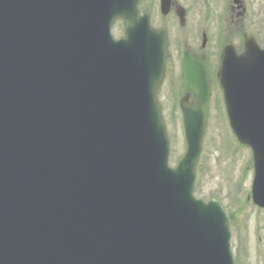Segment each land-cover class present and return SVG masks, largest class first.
<instances>
[{"label":"water","instance_id":"1","mask_svg":"<svg viewBox=\"0 0 264 264\" xmlns=\"http://www.w3.org/2000/svg\"><path fill=\"white\" fill-rule=\"evenodd\" d=\"M170 0H161L168 12ZM138 0H0V264H235L220 205L193 195L208 116L185 53L175 168L156 91L167 37ZM125 22V38L111 28ZM229 126L264 209V49L221 50Z\"/></svg>","mask_w":264,"mask_h":264},{"label":"rangeland","instance_id":"2","mask_svg":"<svg viewBox=\"0 0 264 264\" xmlns=\"http://www.w3.org/2000/svg\"><path fill=\"white\" fill-rule=\"evenodd\" d=\"M214 0H206V4L199 0H177V3L187 10L188 25L185 26V39L188 45L194 39V25L198 21V14L207 10L208 36L211 38L208 54L215 61L218 58L220 43L230 39L233 45L241 48L244 35H251L257 44L264 46V30L260 26V14L256 15V2L261 0H247V10L232 26L228 27L227 10H223L221 0L219 7L213 5ZM159 0H139L140 12L149 13L153 26H163L171 39L181 37L178 21L172 17H165L161 22L158 17ZM227 5V4H226ZM220 13V14H219ZM231 23V22H230ZM238 26V27H237ZM236 28V29H235ZM263 30V31H262ZM192 33V34H191ZM112 34L115 38L124 36V25L117 23ZM218 42V43H217ZM181 45L172 44L168 53L167 68L157 93L163 118L166 124L171 155L169 165L175 167L185 150L182 120L178 108L180 91L179 70L172 61L178 57ZM216 74L210 80V102L208 122L201 154L196 167L194 196L196 199L209 201L214 199L222 207L229 218L231 233V251L236 264H264V211L252 205L250 199L253 178L251 151L239 145L229 128L222 102V93Z\"/></svg>","mask_w":264,"mask_h":264},{"label":"flooded vegetation","instance_id":"3","mask_svg":"<svg viewBox=\"0 0 264 264\" xmlns=\"http://www.w3.org/2000/svg\"><path fill=\"white\" fill-rule=\"evenodd\" d=\"M200 3H204L206 4V0H199ZM221 0H214L213 5L215 7H219V3ZM223 2V10L226 7L227 13V20H228V27L230 28L232 26V28H234V23L236 22L237 19H240L238 17L240 16H244L246 14V10H247V0H228V2L225 4L224 1ZM256 10L257 13L256 15L261 16L260 18V26L258 27L260 30L261 28L264 30V0L257 1L256 2ZM220 14V13H219ZM159 19L161 20V22L165 19V17H172L173 20L178 21V25L181 29V31H183L181 37L179 38H174L171 39L168 31L161 25V26H155L159 29H165L167 32V37H168V52L170 50V47L172 44H180L181 48L179 51V55L178 57L175 58V61H172V64L174 67L178 68L179 70V79L182 82V65H183V60L185 57V53L187 52L188 55L191 58H198V57H203L205 60V67L207 70V74L209 77V81L211 80V77L213 76V74H216V78L218 75V70H219V62H220V55H221V48L227 44V43H232L230 39H227L226 41H224L221 45H219L220 50L218 52V58L215 61H211V57L208 54V48H210V43H211V38L208 36V19H209V15L206 9H204V11L202 13L198 14V21L195 23L194 25V39H193V43L192 47L191 45H188L185 39V26L188 25V18H187V10L183 7H181L178 3L177 0H171V4L168 10V14L165 16H161L158 15ZM231 22V23H230ZM238 27V26H237ZM236 29V28H235ZM262 30V31H263ZM192 34V33H191ZM243 39V38H242ZM218 43V42H217ZM233 44V43H232ZM234 47H237L236 45H234ZM238 49V48H237ZM167 52V53H168ZM170 58V53H168L167 57L165 58V62H167V59ZM164 62V63H165ZM166 68H167V63H165V72H166ZM183 83V82H182ZM180 84L179 88L180 91L182 93L181 96L185 95L184 93V89H183V84ZM187 97L189 98V102H191L193 100L192 95H187Z\"/></svg>","mask_w":264,"mask_h":264}]
</instances>
